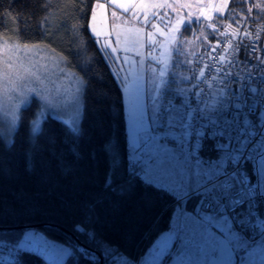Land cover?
<instances>
[{
    "label": "trees",
    "instance_id": "1",
    "mask_svg": "<svg viewBox=\"0 0 264 264\" xmlns=\"http://www.w3.org/2000/svg\"><path fill=\"white\" fill-rule=\"evenodd\" d=\"M95 2L0 0V37L20 46L49 48L84 83L79 158L68 155L59 142L52 146L42 138L38 139L43 151L33 150L29 125L38 107L34 99L19 112L11 150H4L0 137V252L11 250L10 259L0 258V264H45L38 254L14 248L31 229L70 250L62 264H99L100 259L110 264L113 259L103 255V245L136 261L170 228L178 202L188 212L197 213L200 207L201 195L177 201L166 189L144 181L140 165L129 160L121 86L89 30ZM213 20L219 22V30L227 25L248 34L264 25V0H229L224 14ZM193 27L201 23L184 26L183 35ZM206 31L213 40L215 34ZM172 83L164 91L166 97ZM41 128L59 134L62 123L47 117ZM215 143L204 140L197 155L212 159L221 151ZM113 158L118 169L109 188L105 176ZM256 210L262 219L264 202Z\"/></svg>",
    "mask_w": 264,
    "mask_h": 264
},
{
    "label": "rangeland",
    "instance_id": "2",
    "mask_svg": "<svg viewBox=\"0 0 264 264\" xmlns=\"http://www.w3.org/2000/svg\"><path fill=\"white\" fill-rule=\"evenodd\" d=\"M133 1L126 0L125 6L132 4ZM172 1L171 10L156 16L152 15L151 19H147V21L144 18L141 20L143 24L149 25L147 28L148 43L144 52V69L130 80H126L129 76L125 75L124 79L119 82L124 108L128 157L130 161H139L140 175L144 181L166 189L178 201L183 198V194L178 189L174 190V185L166 182L155 171H148V168L155 162L163 159V152L158 151L159 145H165L167 150L172 151L177 150V142L172 136H168L166 139L157 137L159 145L153 144L145 147L141 142L140 147H137V139L144 136V133L139 131L140 117L143 114L144 126L151 130L152 97L156 95L153 89L159 84L160 79L165 80L167 84L169 81H175L172 83V89H168L170 93L167 97L164 94L167 86L161 87L163 102L167 104L171 100L172 105L176 108H180L184 104L185 97L176 94L175 89L183 88L190 91L192 88L194 59L209 40L205 21L212 19V9L218 5V0ZM99 2L102 5L104 3L102 0H96L95 4ZM113 3L120 4L122 0H113ZM114 6L117 7L116 4ZM203 9L210 10L211 13L209 12L208 16L203 15ZM116 11L110 7L112 21L127 20L126 13ZM114 12L118 13L116 18L113 17ZM199 21L201 27L189 29V33L185 35L180 33L184 25H191L192 22L198 23ZM50 34H55V32ZM157 60L160 63H157ZM166 65L167 75L160 78L159 71ZM183 77L188 79H183ZM83 87V81L69 71L64 66L63 59L49 48L41 45L20 46L16 42H9V40L0 37V137L4 143L9 137L12 138L17 128L20 110L27 106L32 99L37 102L38 107L29 125L30 140L33 137V121L39 122L41 126L45 118H54L52 113L61 110L59 107H55L61 100L65 101L66 107L72 105L64 112V119L67 120L78 114L80 122ZM78 88L79 91H77ZM166 131L167 127L164 126L155 129L152 135L156 136L157 133H160L163 136ZM222 155L223 151L221 150L218 155L206 160H217ZM175 209L177 216L172 223V229L153 240L136 261L127 259L107 245L102 247L103 255L113 259L110 264H125V262L127 264H165L168 256L175 254L181 256L184 264L211 263L215 257L212 248L216 245L210 237L221 240L227 235L226 230L218 228L215 224L209 225L208 237L202 239L198 225L206 213H203L199 207L197 211L202 215L198 221L192 218H183L181 202L175 205ZM180 212L183 213V217L178 216ZM172 243H176L177 247L172 249ZM17 248L38 254L45 264H62L70 253L67 247L46 239L41 232L34 229L23 234ZM10 253L11 250L3 249L0 252V258L9 260Z\"/></svg>",
    "mask_w": 264,
    "mask_h": 264
},
{
    "label": "snow or ice",
    "instance_id": "3",
    "mask_svg": "<svg viewBox=\"0 0 264 264\" xmlns=\"http://www.w3.org/2000/svg\"><path fill=\"white\" fill-rule=\"evenodd\" d=\"M254 7H262V5ZM124 10L128 11L129 9L125 8ZM217 11L220 9L218 8ZM247 11L251 12L252 9L249 8ZM147 19L145 16V21ZM213 30H216L214 25ZM93 32L95 33V28H93ZM149 35L151 36V34ZM245 35L248 34L245 33ZM102 44L106 49L111 47V43L107 40L102 41ZM216 47L218 44L211 47V52L214 53ZM229 47H232L231 41H229ZM111 51L116 52L117 49L111 48ZM251 51L254 54L255 48L253 47ZM137 54L139 53L137 52ZM211 59L219 60L223 64L227 57L213 55ZM256 60L257 66L242 77L244 83L235 92L231 89L233 80L228 78L231 76L233 79H240V77L234 76L227 69H214L211 64H205L198 72L201 78L209 75L211 71L223 72L224 79L220 81L221 87L215 93L220 99L206 102L200 98L203 94V90H201L200 93H193L197 97L196 108H192L188 102L189 90L183 88L175 89L176 94L185 97L184 104L180 108L174 107L171 100L165 104L160 89L168 84L165 80L160 79L159 84L153 89L156 95L152 97L151 130L144 126V116L141 114L139 131H142L144 136L136 141L137 147H140L141 142L145 147H148L153 144L159 145L157 137L166 139L168 136H172L176 140L177 150L169 151L165 145H159L158 151L163 152V159L155 162L148 168V171H155L166 182L172 183L174 190L178 189L184 198L191 194H199L205 198V205L211 210V214L206 213L198 225L201 238L208 237V226L212 224L226 230L227 235L222 240L210 238L216 245L212 248L213 254L217 251L226 252L229 260L233 252L244 247L238 232L233 230V225H238L239 230L244 231L245 234H247L246 229L249 226H258L264 229V220L258 217L255 210L258 203L264 202V138L256 139L258 135L264 137V113L261 115V126L259 127L253 121H249L246 116L242 124L238 120V115L242 114L241 110L245 108L253 114L257 104L264 109V57H256ZM157 63L160 61L157 60ZM166 68L167 65L159 71L160 78L167 75ZM205 69L208 71L206 72ZM183 79L188 78L183 77ZM192 79H195V76ZM209 95L211 96L212 93ZM201 104L203 107H200ZM55 107L61 109L52 113L54 119L62 123L61 133L58 134L50 128L42 129L39 122L33 121V150L35 152L43 151V146L38 139L42 138L52 146L59 142L64 145L68 155L79 158L80 140L83 137L79 115H73L65 120L64 112L72 105L66 107L65 101L61 100ZM229 115L232 116L231 120L228 119ZM164 126L167 127V131L163 133V136L160 133H157L156 136L152 135L155 129ZM224 137L227 138L228 144L219 142V138ZM193 138L195 144L190 143ZM204 139L216 141L214 147L223 151V155L219 159L202 160L197 155L200 142ZM11 146L12 138L9 137L4 150H11ZM248 164L252 166L254 183L250 182ZM110 168V173L105 176V185L109 188L115 181L118 169L115 158H113ZM243 205H247L244 215L240 212ZM253 220H256V225H253ZM240 264H245L243 256H240Z\"/></svg>",
    "mask_w": 264,
    "mask_h": 264
},
{
    "label": "crops",
    "instance_id": "4",
    "mask_svg": "<svg viewBox=\"0 0 264 264\" xmlns=\"http://www.w3.org/2000/svg\"><path fill=\"white\" fill-rule=\"evenodd\" d=\"M102 1H104L103 7H100V5H102L100 2L98 4L96 3L97 5H94L93 12L89 20L90 33L96 38L101 50L106 51V54L111 59L110 64L113 65L112 67L114 70L121 75L123 79L125 75H128L129 77L125 78L126 80H130L136 77L139 71L144 69L143 67L145 66L144 52L148 43L147 28L149 25L146 24V26L141 22V20L143 18L145 19V16H147L148 19H151L152 15L156 16L158 14H163L165 11L171 10L173 1L134 0L132 4H127V7L125 6L126 0H122V3L120 4L113 3V0L112 2L111 0ZM228 2L229 0H218V5L212 9V19H208L205 22H208L212 26L214 25L215 28L219 29L220 24L218 21H214L213 17L214 15L222 16L226 10ZM114 4H116L117 7H115ZM160 5L164 6L161 7ZM110 7L111 9L114 8L115 11L117 10L116 12L119 11L121 13H126L128 17L127 20L123 22L112 21L113 19L110 15ZM125 8H128L129 10L125 11ZM218 8L220 11H217ZM209 12L211 13V11L207 9L202 10V13H204L203 15L206 16L209 15ZM117 16L118 13L113 15L114 18ZM198 23H200V21ZM225 26L226 25L223 26V30L226 28ZM183 27L180 31L181 34ZM93 28H95V33L93 32ZM96 33H99V35H96ZM105 40L111 43L110 48L106 49L103 46L102 41ZM111 48H116L117 51L112 52ZM137 52L139 54H137ZM131 162L139 164V161L135 162V160H133ZM182 210L184 217L181 212L178 213V216L185 219L192 218L193 220L200 221L199 218L202 213L188 212L183 208V206ZM175 213L176 209L174 208L170 228L167 231L172 229V223L177 216ZM261 220H264V217ZM233 228H235L234 231L238 232L240 241L243 243L244 247L239 249L237 252H233L230 260L228 259V254L226 252L217 251L212 262L206 264H240V256L245 258V264H264V234H262L264 233V229L257 227L255 228L254 233H251L248 229H246V233L249 235L246 236L244 231L239 230L238 225ZM167 231L162 234H165ZM175 247H177V244L172 243L171 248L174 249ZM14 248L16 249L17 247ZM165 264H184V262L180 255L178 256L175 254L168 256Z\"/></svg>",
    "mask_w": 264,
    "mask_h": 264
},
{
    "label": "built area",
    "instance_id": "5",
    "mask_svg": "<svg viewBox=\"0 0 264 264\" xmlns=\"http://www.w3.org/2000/svg\"><path fill=\"white\" fill-rule=\"evenodd\" d=\"M206 29L213 32L215 34V38L213 40H209L208 44L196 55L194 59V76L193 85L191 90L188 92V102L192 108L197 107V97L193 95V93H200L203 90V94L200 97L204 99L206 102H211L212 100H219L220 98L215 95L216 90L221 87L220 81L224 79L223 72L211 71L209 75H206L204 78L199 77L198 72L200 69L204 67L205 64H211L214 69H227L228 72L232 73L236 77H240V79H233L231 76L228 79H232L231 89L233 92L238 91L241 85L244 83L242 77L246 76L249 71H253L257 66L256 57H264V25H256L254 29L245 35L244 33H237L231 27L225 26L224 30H213V26L210 23H206ZM229 41H231L232 47H229ZM218 44L216 47V51L211 52V47ZM255 48V53L253 54L251 49ZM107 64L109 65L110 70L117 78V81H121L123 78L119 75L114 68L113 65L110 64L111 59L106 54L105 50H102ZM226 56L227 59L220 63L219 60H212V56ZM207 72L208 70L205 69ZM199 85L198 87L196 85ZM119 85L120 82H119ZM255 86V85H254ZM209 93H212L210 96ZM203 107V104L200 105ZM242 114L238 115V120L243 122L245 116L249 121H253L257 127L261 126V115L264 113V109H262L259 104H257L255 113H249L247 109L241 110ZM228 119H232V116L229 115ZM264 137L256 136V139H262ZM206 140V139H204ZM204 140H201L200 146L197 152L201 149L202 143ZM213 140V139H209ZM215 141V140H214ZM219 142L223 144H228L227 138H219ZM190 143L195 144V139L193 138ZM247 166H251L248 164ZM250 175V173H249ZM250 182L254 183L255 180L251 179ZM202 196V195H201ZM205 198L202 196L200 209L208 214H211V210L207 208L205 205ZM256 210V209H255ZM247 205L241 206L240 212L242 215L246 214ZM257 212V210H256ZM260 218L259 214L257 213ZM261 219V218H260ZM253 225H256V220H253ZM258 226H249L247 229L254 233L255 228Z\"/></svg>",
    "mask_w": 264,
    "mask_h": 264
},
{
    "label": "water",
    "instance_id": "6",
    "mask_svg": "<svg viewBox=\"0 0 264 264\" xmlns=\"http://www.w3.org/2000/svg\"><path fill=\"white\" fill-rule=\"evenodd\" d=\"M99 264H101V259H100V262H99Z\"/></svg>",
    "mask_w": 264,
    "mask_h": 264
}]
</instances>
